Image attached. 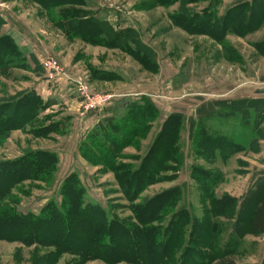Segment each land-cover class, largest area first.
Masks as SVG:
<instances>
[{
	"label": "rangeland",
	"instance_id": "1",
	"mask_svg": "<svg viewBox=\"0 0 264 264\" xmlns=\"http://www.w3.org/2000/svg\"><path fill=\"white\" fill-rule=\"evenodd\" d=\"M40 1L0 0V40L4 39L0 44H14L20 56L12 64L0 63V103L29 92L43 102L55 103L38 110L32 124L0 137V161L18 159L29 151H47L57 156L56 170L45 179L26 180L14 187L1 203L9 214L39 215L49 204H61L62 184L75 177L88 203L100 205L111 218L131 223L132 202L100 150L108 146L105 137L119 135L113 130L117 124L108 120L119 121L131 105L147 101L156 112L146 124L149 128L123 150L122 162L141 164L170 116H180V126L170 161L161 165L154 183L133 204L178 187L174 211L187 209L201 219L210 202L199 183L204 178L199 170L219 175L221 180L214 187L218 199L230 195L240 202L258 185L264 177V53L255 48L257 37L245 38V34L239 39L228 33L220 44L206 35L188 33L185 22L175 20L180 2L160 6L153 0H80L49 9ZM222 2L195 0L187 9L194 17L208 6L218 12ZM73 9L82 11L81 17L104 20L113 39L100 30L93 35L67 23L55 24L53 19L60 16L73 19ZM190 22L196 23L195 19L186 23ZM120 39L124 47L116 44ZM48 58L57 61L58 70L43 67ZM86 96L112 98L87 110ZM233 100L239 110L248 107L245 103L250 100L260 102L247 115L237 111L240 114L234 117H195L204 101H229L222 107L227 111ZM89 115L91 123L86 125ZM228 145L237 148L236 153H223ZM170 216L163 215L154 224L162 228ZM227 235L223 233L221 248L229 240ZM70 239L85 242L78 236ZM236 250V264H264V234L245 235ZM54 251L0 239V264H129L98 259L80 263L70 253L54 262L44 259ZM179 256L177 252L174 258Z\"/></svg>",
	"mask_w": 264,
	"mask_h": 264
},
{
	"label": "trees",
	"instance_id": "2",
	"mask_svg": "<svg viewBox=\"0 0 264 264\" xmlns=\"http://www.w3.org/2000/svg\"><path fill=\"white\" fill-rule=\"evenodd\" d=\"M65 1L75 3L80 0H43L39 3L44 8L54 9ZM194 1L153 0V3L166 6L180 2L175 20L185 22L188 33L206 35L220 44L224 43L226 34L245 35L260 27L264 21V0L241 3L222 15L208 6L202 15L193 17L187 6ZM211 1L213 3L214 0ZM73 13V19L60 16L59 20H53L58 26L67 23L70 28L73 25V28L88 34L94 32V35L100 30L108 39H113V35L105 28L104 20L81 17L82 11L79 9H73ZM191 19H195L196 23H186ZM116 44L125 46L122 39L116 41ZM255 48L264 53V40L257 43ZM18 56L14 44H0V63L12 64ZM147 102L145 105H131L119 121L113 118L108 120L117 124L113 130L119 135L110 139L105 137L108 146L101 149L102 152L100 150L124 195L132 202L131 223L117 217L111 218L100 205L88 203L75 177H68L62 184L61 204L51 203L39 215L9 214L11 211L5 209L7 205L1 203L14 187L26 180L45 179L56 170V154L29 151L18 159L0 161V239L53 247L55 251L44 258L47 261L53 259V262L59 255L70 253L77 256L80 263L98 259L107 263L129 264H236L233 257L239 241L247 234H264V177L239 202L230 195L218 199L214 195V187L221 180L219 175L210 176V172L199 170L204 176L199 183L210 202L201 219L189 215L187 209L174 211L178 202V187L133 204L146 186L154 183L158 171L163 170L161 165L170 161L180 126V116H170L141 164L122 162L125 157L123 150L149 128L146 124L152 121L156 112L152 103ZM258 102L250 100L245 103L248 107L240 110L236 102H233L227 111H223L222 107L218 111L215 106L217 103L225 105L226 102L203 104L196 110V118L210 120L239 112L247 115L246 111L250 107H257ZM54 103L43 102L34 92L1 102L0 137L32 124L38 110H44ZM236 151L237 148L229 145L222 150L226 154ZM163 215L171 216L161 228L154 223L162 220ZM222 219L225 222H221ZM223 233L230 234L227 235L229 240L226 245L221 248V242L225 240ZM73 236L85 242L71 240ZM177 252H180V256L175 259Z\"/></svg>",
	"mask_w": 264,
	"mask_h": 264
},
{
	"label": "crops",
	"instance_id": "3",
	"mask_svg": "<svg viewBox=\"0 0 264 264\" xmlns=\"http://www.w3.org/2000/svg\"><path fill=\"white\" fill-rule=\"evenodd\" d=\"M223 2L222 3H219V7H218V14L219 15H222L224 14L228 9L232 8V7H236L238 6L239 4L241 3H244V2H249V3H252L254 0H231L230 3L231 4H228L226 3V1H229V0H222ZM231 6V7H230ZM248 35H246L245 38H249V37H257L256 39V42H260V41H263L264 40V23H262L260 25V27H258L257 29L253 30V31H250L247 33ZM260 35V36H259ZM262 35V36H261ZM259 36V37H258ZM237 38H241L240 36H235ZM255 42V43H256ZM257 50V49H256ZM233 102H235V100H233ZM207 103H213L212 101L208 102V101H204L202 102L201 106L203 104H207ZM226 104L230 105V102L227 101L225 103V105H222L221 103H217L215 106H216V110H220L221 107L223 106H227ZM93 113V112H90V114ZM237 114H240V113H237ZM237 114L233 113L232 115H228L229 117L231 116H236ZM195 117H196V114H195ZM92 119V116H87L86 120H85V124L89 125V122L90 120Z\"/></svg>",
	"mask_w": 264,
	"mask_h": 264
},
{
	"label": "built area",
	"instance_id": "4",
	"mask_svg": "<svg viewBox=\"0 0 264 264\" xmlns=\"http://www.w3.org/2000/svg\"><path fill=\"white\" fill-rule=\"evenodd\" d=\"M42 64L46 70H58L59 69L57 61L53 58H48V59L44 60ZM111 98H112V96H108L105 98H99V99L94 98V97L90 98L89 96H86V99L89 100V104L86 108H87V110L88 109H96L98 107L105 105L107 102L110 101Z\"/></svg>",
	"mask_w": 264,
	"mask_h": 264
}]
</instances>
